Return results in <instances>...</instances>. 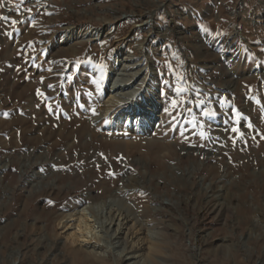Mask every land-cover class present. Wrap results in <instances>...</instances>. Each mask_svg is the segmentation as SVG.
Returning <instances> with one entry per match:
<instances>
[{"label": "rangeland", "instance_id": "1", "mask_svg": "<svg viewBox=\"0 0 264 264\" xmlns=\"http://www.w3.org/2000/svg\"><path fill=\"white\" fill-rule=\"evenodd\" d=\"M0 5L9 18L0 20V163L29 150L45 159L32 156L0 177V264H264V0ZM66 30L79 72L65 70L58 97L73 108L38 95L48 90L34 81L50 78L41 65L66 47ZM85 89L95 106H77ZM110 92L135 94L137 109L155 106L149 133L109 130L112 118L100 111ZM133 137L137 145L124 147ZM127 178L134 190L114 196ZM101 186L108 193L90 212L101 222L109 206L124 204L134 236L159 245L150 256L144 245L128 253L111 231L99 243L104 261L70 243L62 222Z\"/></svg>", "mask_w": 264, "mask_h": 264}, {"label": "bare ground", "instance_id": "2", "mask_svg": "<svg viewBox=\"0 0 264 264\" xmlns=\"http://www.w3.org/2000/svg\"><path fill=\"white\" fill-rule=\"evenodd\" d=\"M69 32L70 30L69 31L66 30L65 32L66 34L64 37L65 40L63 41L61 40L62 41L61 44L66 45V47L60 48L61 52L60 53L55 52L54 56L49 55L48 58L49 63L46 64L43 63L41 65V66H45L47 69H50L49 70L50 78L47 79L48 78L47 74H41L40 77L38 79H34V81L37 84L43 83L44 87L48 90L46 92H42L40 90L41 92L40 93L38 92L37 93L38 95H45V96L49 95L51 99H53L52 101L55 106L68 105L71 108H73L75 107V105H72V103L70 102L71 100L67 96H66V101L64 102L58 97V93H60L59 90L64 89V85L59 80L64 78L65 70L69 69L71 74L72 73L77 74L79 72V69L76 64L78 62L80 50L75 47L67 46L69 42L66 41L67 39L66 36L70 34ZM61 53H64L69 58L68 61L62 62L61 59H58V56ZM41 66L39 65L38 69ZM114 72L115 70L112 71V73ZM87 94H88V89L77 91L76 95L74 96V100L77 102L78 107H90L96 105V100L87 98ZM106 98L107 99L105 103L102 105L103 109L99 111L102 119L106 117L112 118V122L110 124L109 130H111L114 134L117 133L123 134L130 132L132 136H140L150 132L151 125L154 122H156L157 119V113L154 105L146 104L145 105L146 108L137 109V104L142 102L137 100L135 94H130L128 96H124L120 98L114 95L113 92H110L108 93ZM32 100L34 101L33 98ZM139 144H141V142ZM134 145H137V140L135 139V137L131 138V141L126 142L124 147L129 149L134 147ZM42 153L39 150L38 152H36V150H29L20 157L8 158L7 159L8 161L4 160L2 163H0V177L3 173L13 171L12 167L14 164H16V166L18 165L20 166L22 162L28 161L27 159H29L32 156L38 157L40 158V160L42 159L45 160ZM7 163L10 164V169L5 166ZM21 170L25 171L24 165L21 168ZM37 179L40 180V178ZM130 181L131 179L127 178V180L125 181L127 184L125 186H123L125 182L122 181L118 189L116 191L113 190L114 196L118 197L117 195L123 193V189L125 187L134 190L133 189L134 185L130 184ZM193 183L194 182H191L190 187L191 185H193ZM104 190H105L104 186H101L100 189L97 191V197L84 196L83 201L88 202L90 205L77 209L74 214L66 215L67 216L65 217L66 221L62 222L63 223L62 228L72 227L68 235L70 243L72 245H75L76 251H78L85 259L91 258L93 260L96 259L99 261H104L103 255H105L106 252H103L102 254L98 252V250H100L99 243L101 239L104 237L105 232L108 233L109 231H111L115 236L123 235L122 239L125 241V244L128 245L127 247V250L129 249L128 253H132L137 250V247L144 245L143 249L141 248L140 251L142 252V257L144 258L145 256L147 257L150 256L154 250H157L159 248V245L149 243L150 241L149 242L147 241L146 236L138 237V238L134 236V231L136 234L140 230H138L134 226V223H131V221H127V219L125 218L124 212L122 211V209H125L124 204L122 205L119 203L120 205L116 206L115 209L113 206H109V208H107L109 216L107 219L101 222L97 220L96 215H93L90 212L93 206L92 203H94V205L101 204L99 200L102 198V191ZM105 192L108 193L106 190ZM125 192L124 194H126ZM103 229L105 231H103ZM125 257L126 255L122 258H120L119 255L114 256V260L121 262Z\"/></svg>", "mask_w": 264, "mask_h": 264}, {"label": "snow or ice", "instance_id": "3", "mask_svg": "<svg viewBox=\"0 0 264 264\" xmlns=\"http://www.w3.org/2000/svg\"><path fill=\"white\" fill-rule=\"evenodd\" d=\"M22 2H23V0H22ZM3 5H0V7H2ZM28 11L30 12L31 11V9H28ZM8 17H6V16H0V20H2V21H5V22H7L8 21ZM17 23V21H15V20H13V21H11V24H13V25H15ZM177 94L179 95V94H181L183 91H184V89H182V88H177ZM172 107L173 108H178L179 107V105L177 104V101H173L172 102ZM189 111H190V109H189ZM5 115H7V114H5ZM178 115H179V113H178ZM202 115L204 116V117H207V118H209V119H211L213 116H215V112H213V111H211V110H209V109H204L203 111H202ZM175 119V118H174ZM189 122H191V123H193V125L195 126L196 125V121H195V117H193V119L191 120V121H189ZM251 125H249V127H250ZM200 127H201V129H203V124H201L200 125ZM232 131H237V129H235V128H233L232 129ZM181 135H183V132H181ZM200 136H201V138L203 139V138H205V136H206V133L203 131V130H201V132H200Z\"/></svg>", "mask_w": 264, "mask_h": 264}]
</instances>
